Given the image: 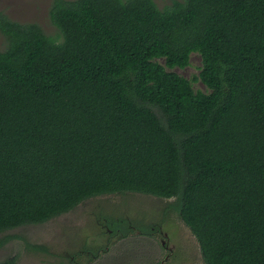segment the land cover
<instances>
[{
  "label": "trees",
  "instance_id": "16d2710c",
  "mask_svg": "<svg viewBox=\"0 0 264 264\" xmlns=\"http://www.w3.org/2000/svg\"><path fill=\"white\" fill-rule=\"evenodd\" d=\"M170 1L53 0L57 36L0 12V235L138 193L205 264H264V0Z\"/></svg>",
  "mask_w": 264,
  "mask_h": 264
},
{
  "label": "rangeland",
  "instance_id": "374dc122",
  "mask_svg": "<svg viewBox=\"0 0 264 264\" xmlns=\"http://www.w3.org/2000/svg\"><path fill=\"white\" fill-rule=\"evenodd\" d=\"M52 1L0 0V12L14 21L37 23L46 34L57 36L59 31L50 18ZM155 2L161 8L171 3ZM5 46L6 37L0 32V50ZM200 67L201 56L193 53L188 66L173 71L190 79L196 91L208 92L196 79ZM94 198L43 224L2 233L0 237L12 239L0 248V262L15 256L16 264H205L196 237L168 209L173 199L138 193ZM111 219L119 230L110 229ZM138 221L158 229L142 234Z\"/></svg>",
  "mask_w": 264,
  "mask_h": 264
}]
</instances>
